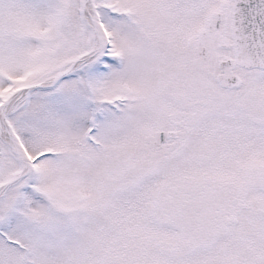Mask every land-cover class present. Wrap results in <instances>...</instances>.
<instances>
[{"label":"snow or ice","instance_id":"1","mask_svg":"<svg viewBox=\"0 0 264 264\" xmlns=\"http://www.w3.org/2000/svg\"><path fill=\"white\" fill-rule=\"evenodd\" d=\"M0 264H264V0H0Z\"/></svg>","mask_w":264,"mask_h":264}]
</instances>
